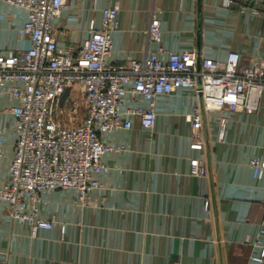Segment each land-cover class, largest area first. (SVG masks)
<instances>
[{
  "label": "crops",
  "instance_id": "obj_1",
  "mask_svg": "<svg viewBox=\"0 0 264 264\" xmlns=\"http://www.w3.org/2000/svg\"><path fill=\"white\" fill-rule=\"evenodd\" d=\"M112 5L118 29L111 33L108 62L127 64L128 57L162 49L195 50L215 60L236 51L241 65L264 64V0H230L228 6L222 0H65L51 22L58 49L82 44L90 21L98 26L102 9ZM153 13L160 21L158 41L145 33ZM25 20L24 8L0 1V54L29 48L17 31ZM124 104L148 102L127 94ZM198 104L192 88L180 87L156 97L150 129L124 115L132 118L131 128L100 133L102 142L123 147L102 156L109 168L98 175L102 187L90 192L88 206L76 200L74 189L41 191L39 216L55 222L35 235L0 202V264H264L249 259L264 246L258 235L264 175L254 178L249 165L252 157L264 158V94L256 112L202 110L203 147L191 149L187 115ZM14 105L0 90V187L9 179L16 140ZM191 158L206 162L205 176L189 174Z\"/></svg>",
  "mask_w": 264,
  "mask_h": 264
},
{
  "label": "built area",
  "instance_id": "obj_2",
  "mask_svg": "<svg viewBox=\"0 0 264 264\" xmlns=\"http://www.w3.org/2000/svg\"><path fill=\"white\" fill-rule=\"evenodd\" d=\"M26 10V20L18 34L26 37L29 48L10 55L0 54V90L8 100L17 101L10 108L14 114L16 140L8 181L0 187V202H6L9 215L26 222L35 235L55 221L39 216L37 201L41 191L76 190V200L88 206L92 190L100 189L98 175L108 171L102 156L122 146L104 143L100 133L132 127V118L140 127L150 129L155 122L154 100L180 87H190L199 99L187 115L191 124L189 147L202 149L201 111L215 112L230 107L247 112L259 109L264 94V64H240V54L227 53L224 60L200 58L197 69L195 50L165 54L162 49L143 59L128 57L127 64L108 62L112 50L111 33L118 29L117 6L102 9L98 26L90 21L89 37L82 44L58 49L51 26L65 5V0H0ZM230 0H222L228 6ZM148 38L158 41L160 21L152 14ZM78 87L85 115L75 120L77 103L68 93ZM143 97L145 107H126L125 95ZM132 118L126 119L125 116ZM225 119L220 120L218 139L225 137ZM4 127L0 125V155ZM252 175H264V158L249 161ZM207 164L199 158L189 161V174L205 176ZM209 204L205 201V206ZM264 209V200L262 201ZM258 235L264 236V214ZM251 243V237L244 239ZM259 238L255 244H259ZM250 261L264 263V246Z\"/></svg>",
  "mask_w": 264,
  "mask_h": 264
},
{
  "label": "rangeland",
  "instance_id": "obj_3",
  "mask_svg": "<svg viewBox=\"0 0 264 264\" xmlns=\"http://www.w3.org/2000/svg\"><path fill=\"white\" fill-rule=\"evenodd\" d=\"M68 97H69V100L71 101L73 100L75 103H77L75 120L79 121V119H81L85 115V107L83 103L82 94L80 92L79 93L70 92L68 93Z\"/></svg>",
  "mask_w": 264,
  "mask_h": 264
},
{
  "label": "water",
  "instance_id": "obj_4",
  "mask_svg": "<svg viewBox=\"0 0 264 264\" xmlns=\"http://www.w3.org/2000/svg\"><path fill=\"white\" fill-rule=\"evenodd\" d=\"M199 66H200V57H199V55L197 54V69H199Z\"/></svg>",
  "mask_w": 264,
  "mask_h": 264
}]
</instances>
